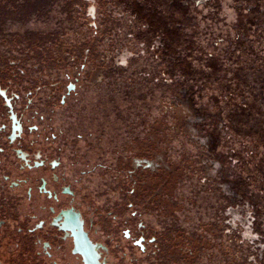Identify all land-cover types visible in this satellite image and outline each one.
Listing matches in <instances>:
<instances>
[{
	"label": "rangeland",
	"instance_id": "374dc122",
	"mask_svg": "<svg viewBox=\"0 0 264 264\" xmlns=\"http://www.w3.org/2000/svg\"><path fill=\"white\" fill-rule=\"evenodd\" d=\"M188 72L264 234V0H111L73 137L106 168L84 179L120 204Z\"/></svg>",
	"mask_w": 264,
	"mask_h": 264
},
{
	"label": "water",
	"instance_id": "95a60500",
	"mask_svg": "<svg viewBox=\"0 0 264 264\" xmlns=\"http://www.w3.org/2000/svg\"><path fill=\"white\" fill-rule=\"evenodd\" d=\"M110 1L25 0L29 5L13 10L0 3V66L19 63L27 80L46 69L45 81L73 84V98L57 115L70 140ZM149 161L164 186L140 197L142 224L163 240L157 254L148 247L142 264H264V234L189 72Z\"/></svg>",
	"mask_w": 264,
	"mask_h": 264
},
{
	"label": "flooded vegetation",
	"instance_id": "af4514ba",
	"mask_svg": "<svg viewBox=\"0 0 264 264\" xmlns=\"http://www.w3.org/2000/svg\"><path fill=\"white\" fill-rule=\"evenodd\" d=\"M23 1L0 3L13 10L29 5ZM18 65L0 66V264H142L148 247L157 254L163 238L143 229L141 212L140 197L159 185L150 161L137 170L142 158L122 163L132 189L111 208L84 179L105 169L106 160L92 165L82 159V167L79 140H70L58 124V112L75 94L73 84L45 81L46 69L30 72L27 80ZM143 172L153 175L145 179Z\"/></svg>",
	"mask_w": 264,
	"mask_h": 264
},
{
	"label": "trees",
	"instance_id": "16d2710c",
	"mask_svg": "<svg viewBox=\"0 0 264 264\" xmlns=\"http://www.w3.org/2000/svg\"><path fill=\"white\" fill-rule=\"evenodd\" d=\"M95 32H97V34H98V31L95 30ZM172 173H173V172H172ZM167 176L169 177V175H167ZM170 176H171V175H170ZM172 177L174 178L173 180H176V179L178 178V176H177L176 174L172 175ZM158 184L161 185V186H164L163 184H161L160 179H159V181H158Z\"/></svg>",
	"mask_w": 264,
	"mask_h": 264
}]
</instances>
